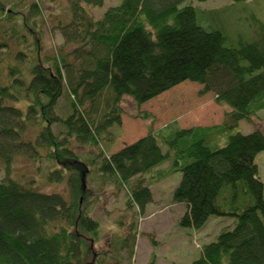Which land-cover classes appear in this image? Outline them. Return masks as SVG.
Returning <instances> with one entry per match:
<instances>
[{"label": "trees", "instance_id": "16d2710c", "mask_svg": "<svg viewBox=\"0 0 264 264\" xmlns=\"http://www.w3.org/2000/svg\"><path fill=\"white\" fill-rule=\"evenodd\" d=\"M104 1L71 0L57 28L73 47L49 53L40 2L0 0V264H123L125 253L131 259L139 234L133 224L116 240L113 261L92 253L89 242L100 230L87 208L94 171L129 188L127 203L140 213L153 201L151 186L181 171L172 196L186 206L181 226L234 218L192 264H264V182L255 158L264 130L232 134L223 146L208 143L264 108V37L228 45L220 30L198 23L195 6L182 5L187 0H122L96 18L91 10ZM187 80L230 107L222 124L174 123L112 152L111 128L122 123L125 96L143 104ZM64 97L69 105L59 114ZM76 145L92 150L83 156ZM102 145L109 151L97 152ZM19 155L41 173L39 163L48 162L47 182H66L69 196L44 191L36 177H15ZM166 161L171 165L159 168Z\"/></svg>", "mask_w": 264, "mask_h": 264}, {"label": "rangeland", "instance_id": "374dc122", "mask_svg": "<svg viewBox=\"0 0 264 264\" xmlns=\"http://www.w3.org/2000/svg\"><path fill=\"white\" fill-rule=\"evenodd\" d=\"M3 1L11 4L10 0ZM38 1L42 7L39 21L43 29L45 52L54 53L61 47L70 50L73 44H65L57 24L70 15L71 0ZM121 2L122 0H105L103 6L92 8L91 11L96 18H100L107 9ZM187 3L195 6L198 23L208 30H220L228 45L238 46L241 42H252L264 37V0H187L182 5ZM203 87L198 82L187 80L143 104H138L131 96H125L122 102V123L111 128L116 135L110 144L112 152L135 142L150 130H160L174 123L182 128L222 124L230 107L219 104L215 92L202 93ZM67 105L69 100L64 97L57 112L63 114ZM257 129L264 130V108L255 112L251 119H243L223 133L215 134L208 143L212 147L223 146L228 142L230 135L246 134ZM76 146L83 156L92 150L91 147ZM110 146L102 145L96 150L109 151ZM167 149V145H163V150ZM255 158L259 175L264 182V150ZM47 163H39L41 173L37 171L36 163L19 155L14 162V175L27 179L36 177L44 191H60L69 196L66 182H47L46 176L43 175ZM170 165L171 162L166 161L159 168H168ZM3 176L4 172L0 170V179ZM181 178L182 172L174 171L153 184V201L141 214L139 206H129L127 203L129 188L115 186L110 180H104L102 175L95 174V171L90 173L87 208L90 215L99 221L100 227L99 239L89 242L93 255L107 254L113 261V256L116 255V240L121 239L127 228L133 224L139 231L135 254L130 259L125 253L123 264H192L199 258L203 246L215 240L221 229L233 223L234 218L211 216L202 229L181 226L179 219L186 206L172 202L173 192ZM144 180L148 183L147 178Z\"/></svg>", "mask_w": 264, "mask_h": 264}]
</instances>
